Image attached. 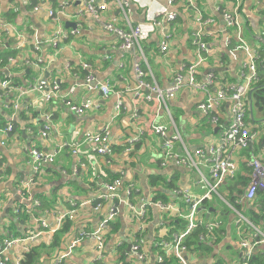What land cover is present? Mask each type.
Masks as SVG:
<instances>
[{"label":"crops","instance_id":"crops-1","mask_svg":"<svg viewBox=\"0 0 264 264\" xmlns=\"http://www.w3.org/2000/svg\"><path fill=\"white\" fill-rule=\"evenodd\" d=\"M235 4L234 0L227 3L173 0L171 4L168 0H128L125 16L113 3L90 15L83 11L81 0H0V20L7 23V32L0 29V51H14V55H7L6 62L0 64V79L17 80L6 96L0 97V123L12 125L10 133L0 132V243L5 238L20 239L5 254L6 264H14L17 257L22 259L32 247L39 250V264H56L60 256H64L63 264H161L156 262L157 255L165 258L168 253L160 252V240L183 226L164 223L166 216L161 209L145 202L158 199L184 208L183 199L174 189L187 188L196 197L201 189L193 168L173 162L161 164V139L151 126L163 125L168 128V134L177 130L181 139L174 143V150L178 153H184L185 147L190 152L206 148L217 140L220 129L229 124L230 101L224 100L213 109L218 122L212 123L197 109L206 93L190 88L186 75L185 84L173 98L165 103L146 100L141 96L146 90L137 88L133 65L140 63L146 82L162 88L171 85L181 66L199 61L192 39L201 16L206 50L201 52L203 59L196 68V78L203 81L208 72H213L212 93L220 86L242 82L246 54L238 47L234 31L226 26L222 16L224 9ZM238 4L243 41L260 52L264 47V38L259 39L264 25V0H239ZM163 9L175 12V19L167 21L161 14ZM157 20L162 24L158 25ZM111 21L124 29L153 26L154 30L141 42L142 53L137 48H120L119 38L103 26ZM162 42L167 44L165 51L160 48ZM35 44L39 45L37 49ZM87 73L100 84L108 85L107 95L86 86ZM41 81L59 86V94L52 101H46L36 90L19 91V87ZM68 100L77 105L90 103L91 107L75 113L66 104ZM118 102L121 107L117 113ZM262 122L250 123V127L261 132ZM44 125L48 126L45 136L41 132ZM105 127L113 149L109 156L98 154L93 149L94 143L85 139L87 133H98ZM257 140L253 148L264 162V139L259 133ZM31 149L56 151V154L30 186L29 199H21L17 188L21 181L32 176ZM249 151L234 154L237 175L220 187L226 199L245 189L250 169L244 158ZM200 170L208 174L207 166ZM117 177L123 182L118 197L102 198L107 193L105 184ZM172 180L173 184L167 185ZM129 184L135 191L128 195ZM158 194L163 198H155ZM31 199L39 204L32 205ZM216 200L211 201V217L220 210L216 208ZM263 200L264 190H260L254 203L244 208V212H249L248 218L258 225L264 224L257 208ZM112 204L116 205L117 214L108 222L104 256L98 260L95 240L79 239L78 234L95 231ZM143 204L144 214L140 216ZM71 211L73 218H64L58 226L55 213ZM222 211L226 218L220 216L224 224L217 233V244L211 245L210 251L190 249L187 258L191 264H236L240 260L234 215L226 207ZM41 220L46 221L48 228L41 225ZM65 223L68 226L59 234L58 244L50 248L55 233ZM132 243L138 244L144 255L142 259L131 252ZM223 248H231L237 255L234 262L226 257ZM260 256L263 255L254 257L253 264ZM171 264L178 262L174 260Z\"/></svg>","mask_w":264,"mask_h":264},{"label":"built area","instance_id":"built-area-1","mask_svg":"<svg viewBox=\"0 0 264 264\" xmlns=\"http://www.w3.org/2000/svg\"><path fill=\"white\" fill-rule=\"evenodd\" d=\"M223 3H227L231 0H222ZM236 4L230 9H224L222 16L225 24L228 28L232 29L237 38L240 48H242L246 54V58L243 62L242 76L244 80L235 85L220 86L215 93L211 92V87L215 81V75L213 72H208L205 75L203 81L196 78V68L203 59L201 52L206 50V42L203 40V31L201 21L202 17L197 20L199 25L193 31V43L197 46L199 61L189 64L187 66H181L180 70L175 73L173 83L168 87L162 88L157 84L148 83L145 80V73L143 72L139 62L134 63L135 77L138 82L137 88L146 90V93H141V96L146 100L155 99L158 103H165L166 100L173 98L185 84L183 81L184 75L187 76V85L192 89H200L206 93L197 105V109L204 115L208 116V119L214 124H217L218 118L212 114L215 107L219 106L224 100L230 101V121L225 127H222L219 131L218 138L215 142L207 145L206 148H196L193 151H189L186 147L184 153H178L174 150V143L181 139L180 133L176 130L173 134H168V128L163 125H152L151 130L158 134L161 143V164L165 165L167 162H173L175 165H182L193 168L198 174L196 180L201 194L194 196L187 188H175L174 193L183 199L185 207H177L172 204H164L161 201L145 202L153 203L159 207L164 213L165 221L170 224L172 221L174 225H180L181 221H185L180 231L172 232L167 240L165 238L160 240L159 247L165 250L168 255L173 256L178 264H191L187 258L189 248L186 244V240L189 235L198 227H203V231L199 233L198 240L205 243V245H215L218 242V231L223 227V221L220 217L222 210L216 212L215 217H211V212L204 206L206 201H212L217 196L226 207L227 211L233 213L235 218L236 233L238 235V247L240 249V260L236 264H253L252 258L257 253L264 255V224L258 225L254 220L248 218L244 214V208L247 204H252L256 200L258 191L264 190V162L259 155L254 151V144L257 143V135L259 131L252 130L249 123H246V112L249 110L250 117L252 118V87L259 80V73L257 63L260 59V52L256 48L249 47L242 38V26L240 25L238 17L239 0H234ZM83 5V11L90 15H96L98 12L105 10L110 3L116 5L119 10L126 16V7L128 6V0H102L100 4L96 0H81ZM173 0H168L171 4ZM161 14L166 17L167 21L175 19L176 13L163 9ZM156 23L161 25V21L157 20ZM104 28L111 33H114L120 40V48L124 50H130L137 48L142 53L141 42L148 38L150 32L154 30L153 26L147 25H135L130 26L128 29L121 28L114 24L113 21L107 22ZM0 29L7 32V23L0 20ZM167 35V34H166ZM264 38V25L259 39ZM55 44V40H52ZM39 47L38 44L34 45V49ZM162 51L167 49V44L162 42L160 45ZM28 64L29 61L25 60ZM84 66H88L84 64ZM84 82L90 89H99L104 95L109 92L108 85L100 84L95 80L92 74L87 73ZM9 77L0 79V97L6 96L7 92L13 87ZM38 91L46 101H52L59 93V86L56 83L49 84L41 81L36 85H29L27 87H19V91L23 93L25 90ZM74 88H70L72 92ZM70 110L73 112L81 113L91 107L90 103L74 104L70 100L66 101ZM16 106V105H15ZM121 107V103L116 104L117 113ZM48 130V126L44 125L42 129V135L45 136ZM12 131V125H2L0 123V132L10 133ZM108 128L105 127L102 131L95 133L89 132L86 134V141L94 143L93 149L102 155L109 156L113 149L107 139ZM241 150H250L246 157V164L250 169L249 180L245 186L243 192L239 195L226 199L223 193L220 192V187L227 179H232L237 175L238 163L234 158L235 153H239ZM74 152H76L74 150ZM56 151L44 152L38 149L30 150L29 163L31 166L32 176L26 180L21 181L20 186L17 188L18 195L21 199H29L28 191L30 186L35 183L37 175L43 170V168L54 161ZM84 165V164H82ZM85 166V165H84ZM202 166H207L208 174H203L200 170ZM76 173V168H74ZM123 182L120 177H117L105 184L107 193L102 194L104 199L113 200L118 197V188L122 187ZM133 190V185L130 184L126 187V193L129 195ZM127 201L126 199H124ZM132 206L131 202H128ZM32 205L39 204L38 200L31 199ZM30 205V208L33 206ZM144 205H142L139 215L144 214ZM204 206V208H202ZM257 208L262 214L264 221V200L257 204ZM226 211V210H225ZM117 214L116 205L112 204L109 207L107 216L101 221L99 227L95 231H81L78 234V238L89 237L96 242V255L95 258L100 260L104 256V243H105V231L107 230L108 222ZM73 218V211L68 214H62L60 212L55 213V221L57 225L61 223L64 218ZM180 220V222H179ZM172 224V223H171ZM41 225L48 228L45 220H41ZM54 230V229H53ZM20 239L5 238L0 243V264H6L8 257L5 255L10 247L18 243ZM131 252L134 253L138 259L144 257L140 251L138 244L132 243L130 245ZM158 262L163 261L162 255H158ZM64 256H60L56 259V264H63ZM21 257L15 259L14 264H20Z\"/></svg>","mask_w":264,"mask_h":264},{"label":"trees","instance_id":"trees-1","mask_svg":"<svg viewBox=\"0 0 264 264\" xmlns=\"http://www.w3.org/2000/svg\"><path fill=\"white\" fill-rule=\"evenodd\" d=\"M203 40H204V38H203ZM7 55H14V51H10V50L0 51V64H3L6 62V60L8 59V57L6 58ZM5 58H6V60H5ZM257 68H258V72L260 73V77H259L257 84L254 85V87L252 89V99H253L252 120H254L258 123V121L261 122V121H264V119L263 120H257V118H255V116H254L253 108L256 107L258 110H260L264 113V47L261 48V50H260V59L257 63ZM15 82H17L16 79L13 80L12 84H14ZM89 173H90V175L93 174V170H92L91 166H89ZM91 177H92V175H91ZM159 178H162V177L159 176ZM171 184H173V180L170 183H167V185H171ZM133 190L135 191V188ZM155 198H161L162 199L163 196L158 194V196ZM175 222L176 221L174 220L171 223L173 224ZM179 222H180V220H179ZM67 226H68V223H65L63 228L60 229L59 232L55 233L54 238L49 245L50 248H53L58 244L59 234L62 233L63 231H65ZM202 231H203V227H198L189 235V237L186 240V244H187L189 249H193V251H196V250H205V251L209 250L210 251L211 245H209V244L205 245V243L200 242L198 240V235ZM167 239H165V240H167ZM159 250L161 253H163L165 255V253H164L165 251L160 249V247H159ZM257 254L263 255L262 253H257ZM257 254H255L253 256L252 263L254 261V257ZM39 255H40V253H39V250L37 249V247H32L29 252H26L24 254V257L21 259L20 264H39L38 263ZM257 259L258 260H257L256 264H264V255L260 256ZM174 260H176V259L173 256L165 255V258L163 259L161 264H171L172 261H174Z\"/></svg>","mask_w":264,"mask_h":264},{"label":"rangeland","instance_id":"rangeland-1","mask_svg":"<svg viewBox=\"0 0 264 264\" xmlns=\"http://www.w3.org/2000/svg\"><path fill=\"white\" fill-rule=\"evenodd\" d=\"M253 113H254L255 118H257V120H263L264 119V113L262 111L258 110L256 107L253 108ZM245 121H246V123H249V124L250 123L251 124L257 123L256 121L252 120V118L250 117L249 110H247V112H246V119H245ZM258 123L262 124L263 122L262 121L261 122L258 121ZM260 135H261V138H264V124L261 127V132L259 131V136ZM133 188H134V186H133ZM215 198H217V200L215 201L216 208L217 209L219 208L220 210L225 209V206L223 205V203L221 202V200L217 196H215ZM149 201L155 203V202L160 201V200H158V199H153V200L152 199H149ZM204 204H205L204 205L205 207L207 205V209H209L211 207V201H206ZM244 214H245V216L249 217V212H246L245 211ZM220 216H224V215H220ZM183 225H185V221L184 220L181 221V224H180L179 227H182ZM223 249H224L223 252L226 255V257L228 259H230L232 262H234V260L237 257V255L233 252V250L231 248H223ZM158 257L159 256L157 255V258ZM157 258H156V262H158L157 261Z\"/></svg>","mask_w":264,"mask_h":264},{"label":"water","instance_id":"water-1","mask_svg":"<svg viewBox=\"0 0 264 264\" xmlns=\"http://www.w3.org/2000/svg\"><path fill=\"white\" fill-rule=\"evenodd\" d=\"M202 208H204V206H202ZM212 210V209H211Z\"/></svg>","mask_w":264,"mask_h":264},{"label":"bare ground","instance_id":"bare-ground-1","mask_svg":"<svg viewBox=\"0 0 264 264\" xmlns=\"http://www.w3.org/2000/svg\"><path fill=\"white\" fill-rule=\"evenodd\" d=\"M31 150H34V149H31Z\"/></svg>","mask_w":264,"mask_h":264}]
</instances>
